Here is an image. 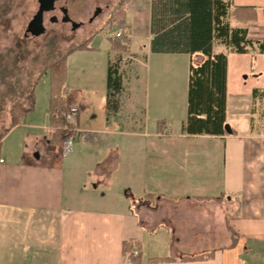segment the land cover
<instances>
[{
  "label": "crops",
  "instance_id": "obj_1",
  "mask_svg": "<svg viewBox=\"0 0 264 264\" xmlns=\"http://www.w3.org/2000/svg\"><path fill=\"white\" fill-rule=\"evenodd\" d=\"M231 2L232 10L257 12L249 24L229 19L233 29L248 30L254 44L248 54L230 53L220 41L213 47L228 58L226 122L235 134L188 137L186 116L172 134L163 111L147 115L149 101L138 99L134 82L153 58L168 70L179 55L150 52L151 0L147 14L132 0L129 52L108 54L109 68L118 55L135 54V40L145 41L134 68L119 69L120 111L108 114L107 72L100 88L65 85L68 107L79 110L69 152L67 142L51 144L50 92L43 101L37 96L36 112L3 140L0 264H131L124 255L128 242L140 246L141 264L211 252V260L163 264H264V0ZM165 92L161 108L169 106L173 87ZM149 122L156 133L148 131ZM148 195L155 199L147 201Z\"/></svg>",
  "mask_w": 264,
  "mask_h": 264
},
{
  "label": "trees",
  "instance_id": "obj_2",
  "mask_svg": "<svg viewBox=\"0 0 264 264\" xmlns=\"http://www.w3.org/2000/svg\"><path fill=\"white\" fill-rule=\"evenodd\" d=\"M131 0H120L105 27L93 32L85 41L71 46L62 53L57 49L49 51L50 55L39 67L28 76L25 85L12 87L10 77V96L12 101L11 125L0 135V149L7 134L26 120L35 108V88L45 73H50L49 119L55 129L51 144L64 145L76 134L68 122V102L65 98L67 79V58L76 50H88V43L94 37L107 30L126 27V11ZM12 0H0V21L9 14ZM249 24L256 21L257 12L251 7H238L232 10L231 0H151L150 6V52L160 55H188L190 57L186 119L182 132L188 137L195 136H228L235 132L226 130L228 102V58L226 54H214L213 47L220 41L230 53L248 54L254 44L248 40L247 29H233L229 19ZM113 52L128 53L131 40L122 34L120 38L109 39ZM264 53V45H259ZM10 52V51H8ZM7 52V53H8ZM6 53V54H7ZM57 54V55H56ZM4 55L0 54V64ZM37 62V61H34ZM116 64V63H115ZM2 66V65H1ZM23 80L19 75L18 80ZM107 111L117 114L121 108L120 96L123 92V81L117 65H110L107 77ZM163 121L159 122L160 133L163 132ZM165 124V123H164ZM223 196L216 198L220 201ZM155 197L148 195L147 201ZM232 247L235 237L232 236ZM138 249V255L133 252ZM130 254L131 264H141L140 246L135 243L124 244V255ZM214 257V252L195 257L179 259L155 258L151 264L174 262L207 261Z\"/></svg>",
  "mask_w": 264,
  "mask_h": 264
},
{
  "label": "rangeland",
  "instance_id": "obj_3",
  "mask_svg": "<svg viewBox=\"0 0 264 264\" xmlns=\"http://www.w3.org/2000/svg\"><path fill=\"white\" fill-rule=\"evenodd\" d=\"M12 1L9 14L0 21V54L4 55L5 60L1 61L3 63L0 64V135L12 122L13 103L10 100V88L17 89V84L22 82L26 85L31 71L34 70L37 73L42 62L49 57V51L56 48V53H62L74 44L85 41L93 32L105 27L111 12L120 0H70L66 6L68 20H64L65 15L60 10L43 14L44 32L36 37L32 34L27 37L26 30L38 14V0ZM140 1L147 14L150 0ZM97 7H100L102 12L90 23ZM72 22L76 23L78 27L74 28ZM125 28L122 29L126 35ZM118 30H107L97 34L88 43V50H76L68 56L66 83L69 89L86 86L100 88L103 83L105 84L104 75L108 72L109 63L108 54L110 53L111 57L113 55L109 39L114 38L119 32ZM142 34L141 36H144ZM142 39L135 40L133 45L135 54L140 50L139 47L145 44ZM219 51H221L219 48L216 49V53ZM116 53L123 54L124 52ZM122 54L118 55L114 65L129 72L130 69L134 68L132 64L135 54L127 56H122ZM173 57L174 61L168 70L161 63H155V58H153L152 62L149 61V69L143 71L144 77L139 82L135 81L134 83L138 99L149 101L147 115L150 118H155L160 116L159 112L163 111L165 116H168V120L165 121L169 125L167 131L175 134L179 131L180 120L186 116L187 100L184 99V96L187 98L190 57L188 55ZM19 75L23 80L17 81ZM10 77L12 87H10ZM167 86L173 87V93L169 97V106L161 108L160 105L165 106L166 104L161 96L163 91L166 94L165 88ZM49 92L50 73L47 72L35 88L36 103L31 113H35L39 106L37 96L39 95L43 101L44 98L47 99ZM146 94H148V99ZM147 127L149 132H157V128L152 125V122H149Z\"/></svg>",
  "mask_w": 264,
  "mask_h": 264
},
{
  "label": "water",
  "instance_id": "obj_4",
  "mask_svg": "<svg viewBox=\"0 0 264 264\" xmlns=\"http://www.w3.org/2000/svg\"><path fill=\"white\" fill-rule=\"evenodd\" d=\"M69 1L70 0H38V14L34 17V19L30 23L29 28L26 30V36L29 37L32 34L36 37L42 34L44 32L42 15L54 10H61L62 12L66 13V6ZM74 26L75 28L78 27L76 23L74 24ZM226 130L228 132H231L229 125L226 126Z\"/></svg>",
  "mask_w": 264,
  "mask_h": 264
},
{
  "label": "built area",
  "instance_id": "obj_5",
  "mask_svg": "<svg viewBox=\"0 0 264 264\" xmlns=\"http://www.w3.org/2000/svg\"><path fill=\"white\" fill-rule=\"evenodd\" d=\"M118 31L119 32L116 33V36L115 37L120 38L121 35L124 34V30L121 28ZM78 112H79V110L76 107H70L69 108L68 115H67V119H68V122H69V124L71 125L72 128L75 125L76 118L78 116ZM72 145H73V138H71L70 140L67 141L66 146H65L66 152H69L71 150ZM3 163H4V160L0 159V164H3ZM138 252H139L138 250H135L133 252V256H137L138 255Z\"/></svg>",
  "mask_w": 264,
  "mask_h": 264
},
{
  "label": "flooded vegetation",
  "instance_id": "obj_6",
  "mask_svg": "<svg viewBox=\"0 0 264 264\" xmlns=\"http://www.w3.org/2000/svg\"><path fill=\"white\" fill-rule=\"evenodd\" d=\"M69 3V2H68ZM68 5V4H67ZM61 11V10H60ZM62 12V11H61ZM101 12H102V9L100 8V7H97L96 8V11H95V13H94V15H93V17L90 19V23H92L93 21H94V19H96L100 14H101ZM65 16H64V20H68V17H67V13H65V12H62ZM74 22H72V25H73V27L75 28V26H74ZM30 26V25H29Z\"/></svg>",
  "mask_w": 264,
  "mask_h": 264
}]
</instances>
